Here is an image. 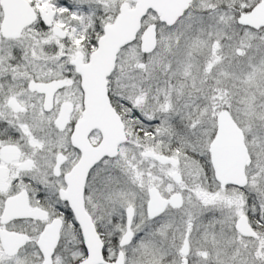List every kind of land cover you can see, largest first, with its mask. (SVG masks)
I'll list each match as a JSON object with an SVG mask.
<instances>
[{"label": "snow or ice", "instance_id": "obj_1", "mask_svg": "<svg viewBox=\"0 0 264 264\" xmlns=\"http://www.w3.org/2000/svg\"><path fill=\"white\" fill-rule=\"evenodd\" d=\"M0 264H264V0H0Z\"/></svg>", "mask_w": 264, "mask_h": 264}]
</instances>
